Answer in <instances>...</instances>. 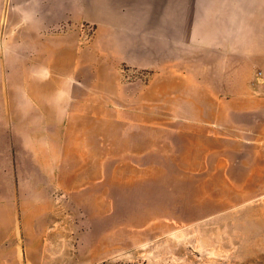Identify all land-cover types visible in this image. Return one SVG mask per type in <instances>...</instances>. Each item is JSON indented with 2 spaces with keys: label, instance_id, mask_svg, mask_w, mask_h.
Wrapping results in <instances>:
<instances>
[{
  "label": "rangeland",
  "instance_id": "rangeland-1",
  "mask_svg": "<svg viewBox=\"0 0 264 264\" xmlns=\"http://www.w3.org/2000/svg\"><path fill=\"white\" fill-rule=\"evenodd\" d=\"M99 47L0 149V264H264L261 70Z\"/></svg>",
  "mask_w": 264,
  "mask_h": 264
},
{
  "label": "crops",
  "instance_id": "crops-1",
  "mask_svg": "<svg viewBox=\"0 0 264 264\" xmlns=\"http://www.w3.org/2000/svg\"><path fill=\"white\" fill-rule=\"evenodd\" d=\"M97 46L138 69L184 46L231 75L251 63L264 75V0H0V149L44 131L47 82L93 66Z\"/></svg>",
  "mask_w": 264,
  "mask_h": 264
}]
</instances>
